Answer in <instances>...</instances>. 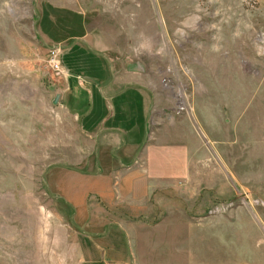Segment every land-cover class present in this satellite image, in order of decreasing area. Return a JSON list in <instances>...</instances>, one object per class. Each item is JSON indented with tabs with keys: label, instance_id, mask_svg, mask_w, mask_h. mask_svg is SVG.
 <instances>
[{
	"label": "rangeland",
	"instance_id": "obj_1",
	"mask_svg": "<svg viewBox=\"0 0 264 264\" xmlns=\"http://www.w3.org/2000/svg\"><path fill=\"white\" fill-rule=\"evenodd\" d=\"M113 67L122 78L112 94L131 86L135 114L147 101L146 142L188 156L201 140L203 179L218 190L187 209L207 216L204 248L227 238L233 264H264V0H0V264L31 261L23 249L41 209L69 222L54 186L69 167L63 117L76 92L109 97Z\"/></svg>",
	"mask_w": 264,
	"mask_h": 264
},
{
	"label": "crops",
	"instance_id": "obj_2",
	"mask_svg": "<svg viewBox=\"0 0 264 264\" xmlns=\"http://www.w3.org/2000/svg\"><path fill=\"white\" fill-rule=\"evenodd\" d=\"M112 73L111 82L104 83L109 97L90 103L86 93L76 92V104L66 108L69 167L58 169L63 178L54 186L69 210V222L41 209L33 249H23L31 260L25 264H106L109 257L111 264H233V242L224 238L210 250L204 248L201 218L207 216L200 208L187 209V203L202 199L203 190H218L216 180L203 179L201 140L199 153L193 150L188 156L179 144L173 149L146 142L147 101H141L143 108L135 114L138 99L123 96L131 86L112 94L122 78L114 67ZM102 109L103 115L98 113ZM216 217L215 225L221 224ZM156 233L167 236L155 237L154 245L134 237ZM117 234L127 238L126 254L114 247ZM162 246L163 257L154 250Z\"/></svg>",
	"mask_w": 264,
	"mask_h": 264
},
{
	"label": "built area",
	"instance_id": "obj_3",
	"mask_svg": "<svg viewBox=\"0 0 264 264\" xmlns=\"http://www.w3.org/2000/svg\"><path fill=\"white\" fill-rule=\"evenodd\" d=\"M52 63L56 70H60V64L56 60H54Z\"/></svg>",
	"mask_w": 264,
	"mask_h": 264
},
{
	"label": "water",
	"instance_id": "obj_4",
	"mask_svg": "<svg viewBox=\"0 0 264 264\" xmlns=\"http://www.w3.org/2000/svg\"><path fill=\"white\" fill-rule=\"evenodd\" d=\"M60 99H61V96L58 95V96L55 98L53 104H54L55 106H57V105L59 104Z\"/></svg>",
	"mask_w": 264,
	"mask_h": 264
}]
</instances>
